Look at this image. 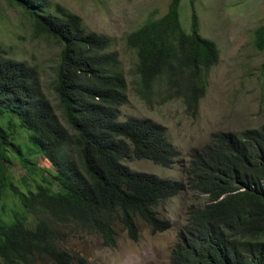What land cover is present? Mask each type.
<instances>
[{"label": "trees", "instance_id": "16d2710c", "mask_svg": "<svg viewBox=\"0 0 264 264\" xmlns=\"http://www.w3.org/2000/svg\"><path fill=\"white\" fill-rule=\"evenodd\" d=\"M8 1L31 17L34 34L58 44L51 88L65 126L35 68L0 55V200L12 201L0 217V264L83 262L60 247L63 229L95 234L105 246H115L117 230L137 240L139 222L150 233L164 231L170 221L157 207L181 192L203 197L185 206L167 264H264V122L209 133L189 149L183 180L132 170L122 160L169 167L180 153L151 118L118 120L127 97L113 38L86 29L58 2ZM193 1L187 32L179 24V0H169L165 13L148 14L123 37L136 57L133 90L150 109L179 99L193 116L205 93L218 52L199 33ZM252 41L264 50V23L253 29ZM36 153L49 162V179L35 191L19 188L6 170L14 162L29 168Z\"/></svg>", "mask_w": 264, "mask_h": 264}, {"label": "rangeland", "instance_id": "374dc122", "mask_svg": "<svg viewBox=\"0 0 264 264\" xmlns=\"http://www.w3.org/2000/svg\"><path fill=\"white\" fill-rule=\"evenodd\" d=\"M77 14L86 29L113 38L110 49L118 53L120 70L126 81V97L119 106L118 120L127 116L149 117L165 127L166 138L179 150L178 160L162 167L145 158L122 160L130 169L156 174L159 177L183 180V165L190 148L203 145L209 133L216 130L239 132L246 127H257L264 122V50L253 45L252 31L264 23V0H194L199 33L212 40L218 59L209 68L204 95L198 101L195 115L186 114L179 99H172L148 108L133 90L136 57L126 48L124 35L139 25L148 14L154 18L166 11L169 0H51ZM189 2L179 0L178 20L183 31L189 29ZM31 17L18 5L0 0V55L23 60L33 66L60 122L57 99L51 88L57 64L58 44L51 38L36 35ZM10 157H12L10 155ZM29 168L16 162L6 170L19 188L35 191L45 185L52 168L39 153L31 157ZM203 196L181 192L168 198L158 213L170 221L164 231L150 233L139 222L137 240H129L117 230L115 246H105L92 233L63 229L65 239L60 247L76 258L71 264H167L169 250L176 233L185 222V206L199 203ZM12 201L0 200V217H5ZM34 264H53L42 259Z\"/></svg>", "mask_w": 264, "mask_h": 264}]
</instances>
